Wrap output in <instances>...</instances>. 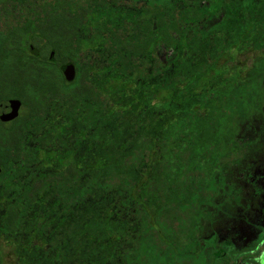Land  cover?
<instances>
[{
	"label": "trees",
	"instance_id": "1",
	"mask_svg": "<svg viewBox=\"0 0 264 264\" xmlns=\"http://www.w3.org/2000/svg\"><path fill=\"white\" fill-rule=\"evenodd\" d=\"M12 1L0 0V16L17 20L0 32V105L21 109L0 123V264L3 247L15 264H130L131 214L142 226L136 264H166L158 243L185 261L166 243L163 219L209 205L223 188L244 90L257 89L264 59L244 81L221 64L241 40L264 43V0H247L245 34L234 31L232 12L202 28L218 10L214 0H156L134 15L127 4L115 7L124 0H72L70 43L63 0ZM28 40L72 57L101 44L102 67L76 69L66 82L33 64ZM233 261L216 251L208 258Z\"/></svg>",
	"mask_w": 264,
	"mask_h": 264
},
{
	"label": "rangeland",
	"instance_id": "2",
	"mask_svg": "<svg viewBox=\"0 0 264 264\" xmlns=\"http://www.w3.org/2000/svg\"><path fill=\"white\" fill-rule=\"evenodd\" d=\"M247 52L246 58L232 54V61L226 65V69L236 68L239 78L251 67V57L260 54L252 49ZM235 131L237 149L225 160L224 185L218 196L207 206H194L187 213L165 215L161 229L166 243L181 256H187L185 261L177 262L172 259L170 250L158 243L157 248L166 264H208V258L215 251L235 257L258 248L264 254V109L262 113L246 111ZM196 209L199 216L194 213ZM133 218L134 223L129 224L133 230L123 247L130 264L140 260L137 254L140 234L136 233L140 222L131 214L129 219ZM2 249L4 264H15L8 247ZM262 260L264 264V256ZM236 264L242 262L237 260Z\"/></svg>",
	"mask_w": 264,
	"mask_h": 264
},
{
	"label": "flooded vegetation",
	"instance_id": "3",
	"mask_svg": "<svg viewBox=\"0 0 264 264\" xmlns=\"http://www.w3.org/2000/svg\"><path fill=\"white\" fill-rule=\"evenodd\" d=\"M5 2L13 3L12 0H4ZM30 2L33 0H29ZM46 1V0H45ZM44 1V2H45ZM54 0H48V2H53ZM61 2L62 0H58ZM64 1V12H65V28H64V35L68 37L67 41L70 43L71 42V12H72V0H63ZM156 0H124L122 4L119 5V3L115 4V7L119 6H125L127 4V8L130 9L131 15H134V11L136 8H144V9H149L152 6V3ZM192 2L200 3L199 5H206L208 6V1L206 0H191ZM215 5H218V10L217 12L211 16V18L208 20V23L206 26H203L202 28L205 27H210L213 24H216L218 22H221L223 19L227 17V14L229 12H232L234 15L232 16V20H235V22H239V25L237 23H232L233 29L236 32L237 30L242 31L245 34L247 22H248V9H247V0H214ZM39 3L35 4L34 6L30 7L32 11L34 12L35 15L38 14L39 11ZM261 6V4H260ZM27 8V7H26ZM4 8L1 7L0 10L2 11ZM7 9H11L10 7H7ZM262 6L259 7V16L260 19L257 22V25L259 27V31H257V34H259L260 39H263L264 36V17L262 16ZM119 10V8L117 9ZM42 16L44 17L43 13H41ZM125 16V14L123 15ZM17 25V20L15 19H10V20H5L4 16H0V32L3 34H6L7 32L13 30ZM218 27V26H217ZM201 28V25H200ZM217 37L221 36V32H217L215 34ZM34 37L39 38L40 35L35 33ZM26 54L30 55L35 59V62L33 64H41L44 67L50 68V69H55L58 70L60 75L63 77L61 70L64 67L71 66L75 70V77H76V69H82V68H87V69H98L102 67L103 64V48L102 45L99 44L98 46H92L91 49L92 51L86 50L85 52H80L77 53L74 57L71 56V54H68L67 56L60 55V53L55 49L53 46L49 47L46 46L44 42H38V43H33L30 40L27 42V46H24ZM248 49H252L253 51H256L257 53L253 55L252 58V63L251 67L253 65V62L255 58L261 57L264 59V43L261 44L260 46H250L248 45V41L246 39L241 40L239 44H233V46H230L228 49V61H225L221 64L222 68L225 69L226 71H234L238 75V80L242 81L243 79L245 80V76L247 75L248 70L242 78H239V72H237L236 68H230L226 69V65L232 61V54H237L240 56V58H246L247 57V51ZM102 56V57H101ZM158 60H162L163 56H157ZM64 79V77H63ZM75 79V78H74ZM65 80V79H64ZM243 80V81H244ZM255 82H257V89H255V92L251 94H247V90H244V105H243V114H245L246 111L251 109L252 114L257 112V113H262L263 112V107H264V77L257 78L255 79ZM8 102V101H7ZM5 104V103H4ZM4 104H1L4 106ZM21 109V105H20ZM1 112V110H0ZM20 114V111H19ZM248 118V117H247ZM17 119V118H16ZM1 123V122H0ZM10 123V122H9ZM2 124H7V123H2ZM243 146V145H242ZM34 244L33 246L39 247L41 244L40 242L38 243L35 239H31V244ZM258 248H255L254 250H247L244 252L239 253L235 257H230L234 261L231 262V264H236L237 260H240L242 264H262L263 260V252L257 250Z\"/></svg>",
	"mask_w": 264,
	"mask_h": 264
},
{
	"label": "water",
	"instance_id": "4",
	"mask_svg": "<svg viewBox=\"0 0 264 264\" xmlns=\"http://www.w3.org/2000/svg\"><path fill=\"white\" fill-rule=\"evenodd\" d=\"M62 75L66 82H72L75 78V70L71 66L64 67ZM0 122L9 123L14 121L19 116L20 104L12 101H8L3 105H0ZM1 172V168H0Z\"/></svg>",
	"mask_w": 264,
	"mask_h": 264
}]
</instances>
